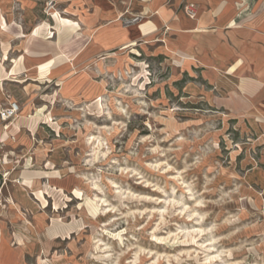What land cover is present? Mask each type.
<instances>
[{"label": "rangeland", "instance_id": "1", "mask_svg": "<svg viewBox=\"0 0 264 264\" xmlns=\"http://www.w3.org/2000/svg\"><path fill=\"white\" fill-rule=\"evenodd\" d=\"M56 5L0 0L6 70L29 50L67 58L47 83L29 59L0 82L21 105L14 126L29 123L7 142L1 219L65 230L30 264H264V98L240 93L245 72L155 40L90 54L80 34L48 50L36 32Z\"/></svg>", "mask_w": 264, "mask_h": 264}, {"label": "crops", "instance_id": "2", "mask_svg": "<svg viewBox=\"0 0 264 264\" xmlns=\"http://www.w3.org/2000/svg\"><path fill=\"white\" fill-rule=\"evenodd\" d=\"M55 1L56 6L61 7V12L55 10L60 14L50 13L55 26L48 22L40 24L36 33L45 39L33 37L35 29L31 34L33 40L54 39L49 40L48 50L57 49L80 34L88 38L85 48L90 54H115L112 51L132 43L136 42L138 46L155 40L161 48L165 43L171 52L195 57L204 67L245 72L240 79V93L255 105L262 102L259 97L264 98V0H189L198 4L199 13L195 19H190L182 10L183 0ZM134 14H142V20L130 27L123 26L120 17ZM53 30L57 32L54 38L49 36ZM4 39L1 41L3 48H0V82L7 81L9 73H24L27 70L25 60L29 59L32 63L38 62L37 77L47 79V83L53 70L67 62V58L56 51L49 62L41 63L46 50L40 49L34 54L29 50L13 59L11 69L6 70L4 63L10 59V52L9 43ZM3 89L2 85L0 102L9 99ZM17 123L18 128H12L14 134L29 125ZM1 215L5 219L0 216V264H30V258L35 257L39 260L42 257L38 258L39 252L36 256L32 253L34 248L44 245L41 250L45 251V245L49 246L65 232L58 223L43 222V214L35 217L34 223L22 220L11 226L9 213Z\"/></svg>", "mask_w": 264, "mask_h": 264}, {"label": "built area", "instance_id": "3", "mask_svg": "<svg viewBox=\"0 0 264 264\" xmlns=\"http://www.w3.org/2000/svg\"><path fill=\"white\" fill-rule=\"evenodd\" d=\"M48 6L51 9L55 6L54 0H48ZM182 10L190 19L198 17V4L194 1L183 0L181 5ZM143 18L142 14H134L132 16H121L120 21L123 26L130 27L139 23ZM168 29V27H166ZM21 112V105L18 101L10 99L0 102V176H4L7 171L8 156L6 154L7 142L15 136L13 132L14 123L19 118Z\"/></svg>", "mask_w": 264, "mask_h": 264}, {"label": "bare ground", "instance_id": "4", "mask_svg": "<svg viewBox=\"0 0 264 264\" xmlns=\"http://www.w3.org/2000/svg\"><path fill=\"white\" fill-rule=\"evenodd\" d=\"M53 14H57V11L53 12L52 15H53Z\"/></svg>", "mask_w": 264, "mask_h": 264}]
</instances>
